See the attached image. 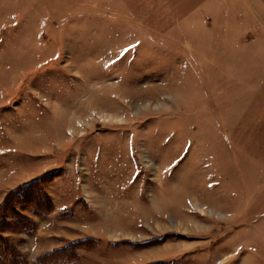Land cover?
Instances as JSON below:
<instances>
[{
	"label": "rangeland",
	"instance_id": "374dc122",
	"mask_svg": "<svg viewBox=\"0 0 264 264\" xmlns=\"http://www.w3.org/2000/svg\"><path fill=\"white\" fill-rule=\"evenodd\" d=\"M59 249L264 264V0H0V264Z\"/></svg>",
	"mask_w": 264,
	"mask_h": 264
},
{
	"label": "trees",
	"instance_id": "16d2710c",
	"mask_svg": "<svg viewBox=\"0 0 264 264\" xmlns=\"http://www.w3.org/2000/svg\"><path fill=\"white\" fill-rule=\"evenodd\" d=\"M36 206H37V204H36ZM36 208L38 211L39 208L38 207H36ZM41 212L46 213L44 210H42ZM63 252H64L63 249H59V250H55V251L50 252V253H46V254L38 257V262H39V264H69L70 262H72V259L70 260V258L68 259L67 256H64ZM61 257H63V258H61Z\"/></svg>",
	"mask_w": 264,
	"mask_h": 264
}]
</instances>
